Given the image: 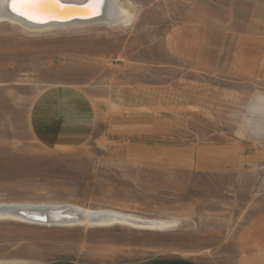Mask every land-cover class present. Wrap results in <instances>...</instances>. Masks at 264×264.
Segmentation results:
<instances>
[{
	"label": "rangeland",
	"instance_id": "rangeland-1",
	"mask_svg": "<svg viewBox=\"0 0 264 264\" xmlns=\"http://www.w3.org/2000/svg\"><path fill=\"white\" fill-rule=\"evenodd\" d=\"M119 3L116 25L0 19V205L92 217L0 219V264H264V138L247 123L264 0Z\"/></svg>",
	"mask_w": 264,
	"mask_h": 264
},
{
	"label": "bare ground",
	"instance_id": "bare-ground-1",
	"mask_svg": "<svg viewBox=\"0 0 264 264\" xmlns=\"http://www.w3.org/2000/svg\"><path fill=\"white\" fill-rule=\"evenodd\" d=\"M62 2L64 4L77 3V4L81 5L83 3L88 2V0H75V1L74 0H62ZM96 6L98 8L100 6V8H101V14L97 19H93V20H82L81 19V20H73V21H69V22H65V23L62 22V19H54L57 21L54 23H49V24H47V26H42V28L43 27H45V28H47V27H64V26H68V25H77V24L83 25V24H88V23L93 24V22H97V21L106 22V23L111 24V25H116L118 23H123L128 18L127 13L124 10H122V7L119 3V0H104L103 4H99ZM55 11H56V15L60 16L61 18L63 17L61 15V13L58 12L57 9ZM66 13L72 14V12H70V11L66 12ZM63 14L65 15V12H63ZM23 17L25 18V16H23ZM24 18H22L21 15H19L17 12L13 11L12 0H0V19L1 20L6 19V21H8L7 19H9L11 21L19 22L18 24L21 23V24H23L24 27L25 26L30 27V29L31 28H33V29L41 28V27H39V25L32 24L31 22L25 20ZM37 19L47 20L48 17L45 15H38ZM62 208L63 207H51V209H54L57 211L56 212H50V214H49L50 220H52V219L58 220V217H59L58 213H60ZM75 210H76L75 208H73V209L68 208L63 213L65 215L66 219H64L62 222L63 223L74 222L75 219H79V216H80V218H83L82 220H88V219L92 218L89 216V214L84 215V214H81L78 210H77L78 212ZM52 213H54V214L57 213V215H53ZM94 213L91 215L99 216V217L95 218V220H91L93 225H108L109 223H119V224L130 223V225H133V226L146 227V226H152L154 224V223L152 224V223H148V222H141L138 220H130V218H124V217H120V216H116V215H112V214H108V213L107 214H101V215L100 214H94ZM63 214H61V215H63ZM1 216H3V215L0 214V219H20V218L14 217V216L7 217L8 215H4L6 218L1 217ZM39 217L43 218V220H44L46 218V214L41 213V214H39ZM126 221H128V222H126Z\"/></svg>",
	"mask_w": 264,
	"mask_h": 264
},
{
	"label": "water",
	"instance_id": "water-1",
	"mask_svg": "<svg viewBox=\"0 0 264 264\" xmlns=\"http://www.w3.org/2000/svg\"><path fill=\"white\" fill-rule=\"evenodd\" d=\"M64 4V3H63ZM70 8V13H66L65 15L63 12H60L58 9V12L61 13L63 16L62 22H69L73 20H93L97 19L100 14H101V8H99L94 5L92 7V11H94L96 14L94 15H89L88 14V2L83 3V4H77V3H67L64 4ZM24 18L23 16H21ZM25 20L31 22L32 24L39 25V26H47L49 23H54L57 20L50 19L48 18L45 20L46 22L43 23H38L33 20L27 19L26 17L24 18ZM68 209L67 206H63L62 210L60 213H58L59 217L58 220H50V212H56L57 210L51 209V207L45 206V205H0V214L3 215L1 217H5L4 215H8L7 217L14 216L16 218H20L22 220H27V221H32V222H37V223H63L62 221L66 219L65 215L63 214L66 210ZM46 214V218L43 220V218L39 217V214ZM53 215H57V213H52ZM63 214V215H61ZM61 215V216H60ZM6 218V217H5ZM53 218V217H52Z\"/></svg>",
	"mask_w": 264,
	"mask_h": 264
},
{
	"label": "snow or ice",
	"instance_id": "snow-or-ice-1",
	"mask_svg": "<svg viewBox=\"0 0 264 264\" xmlns=\"http://www.w3.org/2000/svg\"><path fill=\"white\" fill-rule=\"evenodd\" d=\"M104 0H88V14H96L92 11L93 5L103 4ZM12 9L21 16L38 23L46 22L37 19L38 15H45L50 19H61L56 15V9L60 12H69L70 8L63 4L62 0H12Z\"/></svg>",
	"mask_w": 264,
	"mask_h": 264
},
{
	"label": "clouds",
	"instance_id": "clouds-1",
	"mask_svg": "<svg viewBox=\"0 0 264 264\" xmlns=\"http://www.w3.org/2000/svg\"><path fill=\"white\" fill-rule=\"evenodd\" d=\"M264 101V98H261ZM247 123L250 125L249 131L253 137L264 138V106H257L253 109V117Z\"/></svg>",
	"mask_w": 264,
	"mask_h": 264
},
{
	"label": "crops",
	"instance_id": "crops-1",
	"mask_svg": "<svg viewBox=\"0 0 264 264\" xmlns=\"http://www.w3.org/2000/svg\"><path fill=\"white\" fill-rule=\"evenodd\" d=\"M47 133L43 135L44 139L47 140V141H53V140H56V137H58L57 139H61L62 138V135L60 136H57V135H53L52 136V130H47L46 131ZM85 133H79V134H74V135H69V137H71L70 139L71 140H78L79 142L80 141H85L89 136H90V132H89V129H86L84 131ZM60 141V140H58Z\"/></svg>",
	"mask_w": 264,
	"mask_h": 264
}]
</instances>
